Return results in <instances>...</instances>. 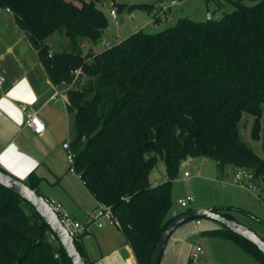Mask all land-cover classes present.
I'll return each mask as SVG.
<instances>
[{
	"label": "trees",
	"instance_id": "trees-1",
	"mask_svg": "<svg viewBox=\"0 0 264 264\" xmlns=\"http://www.w3.org/2000/svg\"><path fill=\"white\" fill-rule=\"evenodd\" d=\"M97 1L0 0V7L28 34L51 81L68 85L74 171L98 203L110 206L137 263L149 264L174 217L172 183L183 161L212 157L219 172L231 167L264 175V158L240 136L242 116L250 115L251 135L262 134L264 144V0H226L233 10L218 4L216 19L184 17L101 50L107 19ZM55 34L66 35V49L50 51ZM158 160L165 180L151 185ZM40 181L31 172L24 182L40 194ZM211 209L235 220L234 208ZM204 233L230 239L264 264V254L230 229ZM0 264H71L32 205L2 185Z\"/></svg>",
	"mask_w": 264,
	"mask_h": 264
},
{
	"label": "crops",
	"instance_id": "crops-1",
	"mask_svg": "<svg viewBox=\"0 0 264 264\" xmlns=\"http://www.w3.org/2000/svg\"><path fill=\"white\" fill-rule=\"evenodd\" d=\"M171 1L167 10L177 4V1L171 4ZM161 4L162 0L159 1L158 7ZM158 11L159 8L155 10V17L168 16ZM149 20L146 19V23ZM157 20L154 21L155 24L160 23V19ZM50 51L53 50L50 48ZM0 75L4 78L0 85V167L23 181L34 172L41 178L37 187L39 193L47 200L60 203L73 219L85 225L84 233L77 239L87 262L138 264L130 244L117 224L103 217L98 220L90 219L99 203L76 173L69 171L76 174L81 187L73 184L74 176L66 171V151L62 144L66 141L71 142L73 137L72 116L67 110L68 85L64 82L55 84L51 81L28 34L18 25L12 12L2 7H0ZM23 105L27 106L26 110L22 109ZM31 110L37 113L44 124L41 133H35L29 125ZM165 176V173H160L158 178H154L150 173L149 182L155 185L165 180L163 179ZM82 188L97 204L94 208L86 203ZM213 207L216 206L208 202H198L188 210ZM170 214L174 215L172 212ZM233 217L236 220L234 215ZM97 222L102 223V226L98 227ZM220 227L217 222L203 218L200 224H196V219L181 224L169 236L159 264L196 263L190 260V255L197 245L201 246L197 237L200 234L217 236L204 231ZM223 239L235 244L230 239ZM202 255L204 256V252L200 255L204 260Z\"/></svg>",
	"mask_w": 264,
	"mask_h": 264
},
{
	"label": "rangeland",
	"instance_id": "rangeland-1",
	"mask_svg": "<svg viewBox=\"0 0 264 264\" xmlns=\"http://www.w3.org/2000/svg\"><path fill=\"white\" fill-rule=\"evenodd\" d=\"M159 1H97L96 6L103 11L107 19L106 33L102 35L101 39L109 42L110 46H112L138 30H143V32L149 34L157 33L173 26L184 17L197 22L207 21L210 17L216 19L221 16L214 14V10L218 4H224L222 10L225 12H231L233 10V7L226 0H176L177 4L171 6L170 10H167V17L165 15L155 17V10L159 8ZM170 1L162 0L166 6L170 5ZM141 4L152 5V8L149 11H145L135 6ZM110 10L115 11V20L117 23L114 22L115 20H113ZM158 18L160 19V23L155 24L154 21ZM146 19H150L149 22L146 23ZM60 41L64 43L61 44ZM49 44L53 51H61L62 48L66 49V35L55 34L51 36L49 38ZM103 48L105 47L100 42L96 46L97 50ZM253 120V117L250 115L244 114L242 116L240 136L243 141L252 145L258 156L264 158L262 134L259 139H254L251 135ZM261 127L264 128V116L261 119ZM65 165L66 171L74 176L73 184L80 185L81 182L77 179L76 174L69 172L70 164L66 162ZM234 172V169L225 168L220 173L216 161L212 157L196 156L183 161L172 183V206L170 212L172 214H181L195 206L198 202H208L212 206L221 208H234L229 212L235 216L236 221L250 228L264 239V175L255 177L257 190L255 194H252L248 189L240 187L236 183ZM160 173H165V165L161 160H158L151 171V176L158 178ZM185 173L189 174V176L186 177ZM82 192L87 199L86 203L88 206L94 208L97 204L92 200L90 194L84 188H82ZM190 194L194 195V201L190 202L187 207H181L177 203V200ZM47 236L50 241L55 243L50 233H47ZM197 238L204 252V256L202 255L204 260L200 257L196 263L191 264H263L251 254L246 253L240 247L222 237L200 234Z\"/></svg>",
	"mask_w": 264,
	"mask_h": 264
},
{
	"label": "water",
	"instance_id": "water-1",
	"mask_svg": "<svg viewBox=\"0 0 264 264\" xmlns=\"http://www.w3.org/2000/svg\"><path fill=\"white\" fill-rule=\"evenodd\" d=\"M156 22H158V20ZM0 185L18 194L21 198L32 205V207L49 226L50 230L62 245L71 261V264H86L85 258L80 254L75 245L74 238L63 226L57 213L54 211L45 197H43L41 194H38L34 189L30 188L23 180L1 170ZM173 216V219L168 223L164 231L161 233L152 251L149 264H159L164 246L171 233L181 224L196 218L209 219L218 222L222 226L230 229L233 233H236L253 243L264 254L263 238H261L250 228L240 224L236 220L224 217L220 213L213 211L211 208H194L181 214L174 213Z\"/></svg>",
	"mask_w": 264,
	"mask_h": 264
},
{
	"label": "built area",
	"instance_id": "built-area-1",
	"mask_svg": "<svg viewBox=\"0 0 264 264\" xmlns=\"http://www.w3.org/2000/svg\"><path fill=\"white\" fill-rule=\"evenodd\" d=\"M176 3V0H172L171 4ZM7 11L11 12V10L9 8H5ZM168 9V6L161 4L159 7V13H166ZM110 14L113 18V20H115V11L114 10H110ZM115 23L116 20L114 21ZM101 45H103L104 47H109L110 43L105 41V40H101ZM49 56H51V53L48 54ZM79 71L77 70L76 73H78ZM4 78L2 75H0V85L3 83ZM23 110L27 109L26 105L22 106ZM29 125L31 126L32 130L35 133H41L44 130V124L42 123L41 119L39 118V116L37 115V113L33 110L30 111V115H29ZM63 148L66 151V159L67 162L70 164L69 166V171L74 172V168H73V161H74V152L72 151L71 147H70V142L66 141L62 144ZM234 179L236 181V183H238V185L240 187H245L246 189H248L252 194L256 193L257 187L255 185V176L254 174L246 169L243 168H236L234 169ZM185 176L187 177L188 174L185 173ZM195 199L193 194L187 195L183 198H179L177 200V203L181 206V207H187L190 202H192ZM48 202L50 203V205L52 206V208L54 209V211L57 213L61 223L63 224V226L67 229V231L69 232V234L75 239L77 237H79L81 234L84 233L85 231V225L80 223L79 221H76L75 219H73L61 206L60 203L55 202V201H50L48 200ZM104 218L108 221H112L115 224H117V221L115 220V217L113 215V212L110 208V206H107L105 204L99 203L98 206L96 207V209L93 211L92 216L90 217V219L92 220H98V218ZM202 222L201 218H196V224H200ZM97 226L101 227L102 223L97 222ZM203 253V249L201 246L197 245L194 250L191 252L190 255V260L192 262H197L200 255Z\"/></svg>",
	"mask_w": 264,
	"mask_h": 264
},
{
	"label": "clouds",
	"instance_id": "clouds-1",
	"mask_svg": "<svg viewBox=\"0 0 264 264\" xmlns=\"http://www.w3.org/2000/svg\"><path fill=\"white\" fill-rule=\"evenodd\" d=\"M202 219V218H201Z\"/></svg>",
	"mask_w": 264,
	"mask_h": 264
}]
</instances>
